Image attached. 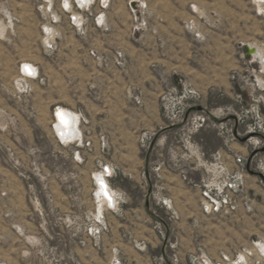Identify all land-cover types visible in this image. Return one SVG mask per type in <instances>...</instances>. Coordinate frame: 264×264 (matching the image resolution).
Segmentation results:
<instances>
[{
    "label": "rangeland",
    "instance_id": "1",
    "mask_svg": "<svg viewBox=\"0 0 264 264\" xmlns=\"http://www.w3.org/2000/svg\"><path fill=\"white\" fill-rule=\"evenodd\" d=\"M249 137L264 140V0H0V264H264ZM217 153L234 171L245 157L251 210H201L183 171L214 178Z\"/></svg>",
    "mask_w": 264,
    "mask_h": 264
},
{
    "label": "built area",
    "instance_id": "2",
    "mask_svg": "<svg viewBox=\"0 0 264 264\" xmlns=\"http://www.w3.org/2000/svg\"><path fill=\"white\" fill-rule=\"evenodd\" d=\"M77 17L74 16L72 21H77ZM30 75V74H29ZM58 137L63 139L62 136L59 134ZM79 138H72L70 141H77ZM65 140V139H63ZM67 141V140H66ZM69 142V141H67ZM248 143L254 147L253 156L258 154L259 149L263 143V138H259L255 140L253 137L248 138ZM214 160L209 168L212 170H208L212 173L214 178L212 179H202L200 181H196L188 176L186 171H183V179L196 187L199 191L200 197V205L201 210L207 215H219V214H230L235 213L239 210L240 205H244L245 209L248 211L252 209V205H248V200L242 202V197L238 200V197L241 195V192L244 188V179L243 175L246 171L245 165V157L241 154H235L234 162L238 169L236 171L231 170L222 160V155L220 153L213 155ZM258 170L264 171V161L260 160L258 163ZM103 175L105 178H110L112 176V169L109 165L103 167ZM262 175V174H261ZM263 176V175H262ZM264 177V176H263ZM262 177V178H263ZM114 196L111 197L106 196L109 200L107 207L109 209H115L116 205L118 204V197L112 191ZM245 199V198H244ZM250 199V198H249ZM167 200L164 199L163 203L166 204ZM247 204V206H246ZM260 255L264 256L263 252L258 249ZM252 253L248 250H244L242 253H238L236 256H229L223 255V257L219 259H212L206 255L199 256L194 255L191 264H248L249 257ZM246 257V260L245 258ZM178 260L174 259V262Z\"/></svg>",
    "mask_w": 264,
    "mask_h": 264
},
{
    "label": "bare ground",
    "instance_id": "3",
    "mask_svg": "<svg viewBox=\"0 0 264 264\" xmlns=\"http://www.w3.org/2000/svg\"><path fill=\"white\" fill-rule=\"evenodd\" d=\"M80 1H86V0H79ZM261 5V4H260ZM261 8V6H260ZM249 46V45H248ZM252 49V54L254 55V48H252L251 46H249ZM29 63H25L24 65L27 66L28 69H30V71L34 68L31 65H28ZM56 127L58 128V130L60 131L61 134H63V138H68V139H72V138H78L80 136H78L76 128L78 127V123L76 122V118L75 116L69 112L68 110L64 109L63 107H58L56 109ZM78 121V120H77ZM77 124V125H76ZM77 126V127H76ZM59 135V133H57ZM80 139V138H79ZM77 139V140H79ZM62 140V139H61ZM67 140V141H70ZM101 175V174H100ZM99 181L101 182V190H102V200L104 199L105 202L108 204L109 200L107 199L105 192H107V196H113L111 189L109 188L106 179L105 178H100ZM99 189V190H100ZM114 200V196L112 197ZM257 245H261V242ZM264 250V244L261 247ZM264 254V253H263ZM246 260V257H244Z\"/></svg>",
    "mask_w": 264,
    "mask_h": 264
},
{
    "label": "water",
    "instance_id": "4",
    "mask_svg": "<svg viewBox=\"0 0 264 264\" xmlns=\"http://www.w3.org/2000/svg\"><path fill=\"white\" fill-rule=\"evenodd\" d=\"M245 51L247 52L248 55H253L252 54V49L248 45L245 46Z\"/></svg>",
    "mask_w": 264,
    "mask_h": 264
},
{
    "label": "snow or ice",
    "instance_id": "5",
    "mask_svg": "<svg viewBox=\"0 0 264 264\" xmlns=\"http://www.w3.org/2000/svg\"><path fill=\"white\" fill-rule=\"evenodd\" d=\"M25 69L28 70L27 66H25ZM29 74H31V72ZM105 195H108L107 192H105Z\"/></svg>",
    "mask_w": 264,
    "mask_h": 264
}]
</instances>
